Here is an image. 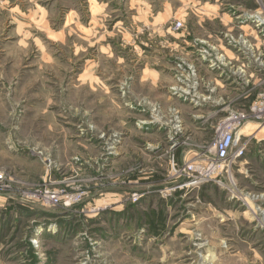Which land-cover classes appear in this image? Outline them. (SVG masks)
Returning a JSON list of instances; mask_svg holds the SVG:
<instances>
[{
    "label": "rangeland",
    "instance_id": "1",
    "mask_svg": "<svg viewBox=\"0 0 264 264\" xmlns=\"http://www.w3.org/2000/svg\"><path fill=\"white\" fill-rule=\"evenodd\" d=\"M169 2L0 0V264H264V0ZM102 48L128 63L104 90Z\"/></svg>",
    "mask_w": 264,
    "mask_h": 264
},
{
    "label": "clouds",
    "instance_id": "2",
    "mask_svg": "<svg viewBox=\"0 0 264 264\" xmlns=\"http://www.w3.org/2000/svg\"><path fill=\"white\" fill-rule=\"evenodd\" d=\"M30 3L34 4L35 0H29ZM183 2V0H182ZM164 4L167 8H171L172 5L169 2V0H164ZM135 6V5H133ZM3 7L5 9H7L9 7L8 3H4ZM184 7H195L194 4L192 3H187L184 5ZM184 7L180 8V12L178 16L175 17H165V16H158L155 19V24L152 25L153 27V32L150 34V38L151 36H155V35H159L160 37H165L164 40H162L160 43L167 45L168 41L166 39L167 34L171 33L172 35H176L177 33L174 31L173 27H168L166 30H162V27L157 26V25H162L164 19H171L173 21V23L175 22L176 19H179L180 23L183 24L184 23V16L187 15V13L184 11ZM12 12H19L21 16H24L23 12H20L19 7L16 8H12L11 9ZM107 13L105 14V16L107 17ZM15 20V17L13 18ZM145 23H147V21H145ZM53 24L55 25V21L53 20ZM21 27L23 28L24 25H21ZM29 29H35V32H27L25 33V38H22L19 40V45L24 46L25 48H27L29 45L28 43H25V40L27 39L28 36L31 37V41H29V43L34 42L33 47L39 49V50H44L46 47L48 49V51L55 56L56 53L52 52L51 50V44L53 43V41L56 42L57 45L60 44H65L67 43L66 40L64 39H58V38H51L49 39V37L47 36V30L45 29H40L38 25H34V24H28L27 26ZM57 28H59V31L63 32L65 34V36H77L80 37V40H89V36H96V32L95 31H89L88 29H83V31L88 32V35H84L81 36L80 32L77 30L76 27L72 26V24H65L63 26H59L56 25ZM82 27V26H81ZM101 28H103V24L100 25ZM119 27V26H117ZM19 31V30H18ZM143 31V29H138L137 32H141ZM42 34H43V41L42 42ZM115 33H107L106 35H114ZM105 39V35H100L96 38V40L94 41L95 43L99 44L100 40H104ZM75 42H79V41H75ZM89 43H93V41L89 40ZM127 44H135V42L133 41L132 37L125 35V46ZM174 47V45H173ZM85 53H87V48H83L82 49ZM101 53H107L106 55H98L96 57V64H95V68L97 71V82L98 85L100 86L101 90H104L106 82L110 81L114 78V76L120 72H124V70L128 67V63L126 62L127 58L121 59L119 55L114 54L112 51H110L109 49L106 48H102L100 49ZM218 59H222V57H218ZM145 60H147V57H145ZM159 61H151L150 63H158ZM111 63L113 65L111 70H108L107 65ZM141 72H143V69L141 70ZM141 79H144L143 76H141ZM256 259H261L260 255L258 253L255 254Z\"/></svg>",
    "mask_w": 264,
    "mask_h": 264
},
{
    "label": "built area",
    "instance_id": "3",
    "mask_svg": "<svg viewBox=\"0 0 264 264\" xmlns=\"http://www.w3.org/2000/svg\"><path fill=\"white\" fill-rule=\"evenodd\" d=\"M262 8L264 9V2H263V5L260 3V5L256 8V11L261 10ZM258 24L261 26H264V17H260ZM177 25L180 26L181 23L177 22ZM251 51L253 52L254 49H251ZM259 56L261 59V55H259ZM233 123H231V124H233ZM233 131H234V129H228L227 127L224 128L223 130H221L219 139L216 141L217 143L215 144V148H214L215 149V155H214L215 161H214V163L216 161L217 162H225L229 158L230 151H231L232 138H233V133H234ZM205 173H206V171H205Z\"/></svg>",
    "mask_w": 264,
    "mask_h": 264
},
{
    "label": "bare ground",
    "instance_id": "4",
    "mask_svg": "<svg viewBox=\"0 0 264 264\" xmlns=\"http://www.w3.org/2000/svg\"><path fill=\"white\" fill-rule=\"evenodd\" d=\"M260 54L263 56L262 53H260ZM239 116H240V114L239 115L234 114V112H231V110H230V112H229V114L227 116V120L224 122V125L222 126V130L224 128H226L227 125H230L231 123L236 122L239 119ZM214 161H215V157L214 156H213L212 159H209V161L207 163L206 173H202V175L204 177L208 176V173L211 172V170L213 168Z\"/></svg>",
    "mask_w": 264,
    "mask_h": 264
},
{
    "label": "crops",
    "instance_id": "5",
    "mask_svg": "<svg viewBox=\"0 0 264 264\" xmlns=\"http://www.w3.org/2000/svg\"><path fill=\"white\" fill-rule=\"evenodd\" d=\"M259 43V42H258Z\"/></svg>",
    "mask_w": 264,
    "mask_h": 264
}]
</instances>
